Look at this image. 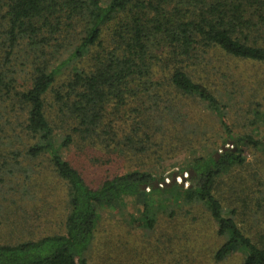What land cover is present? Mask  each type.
Returning <instances> with one entry per match:
<instances>
[{
    "label": "trees",
    "instance_id": "trees-1",
    "mask_svg": "<svg viewBox=\"0 0 264 264\" xmlns=\"http://www.w3.org/2000/svg\"><path fill=\"white\" fill-rule=\"evenodd\" d=\"M0 52V65L23 53L32 68L22 90L0 75V145L8 153L1 187L16 195L46 165L65 201L62 233L0 241V264H90L101 209L121 211L138 197L142 220L125 221L153 231L165 215L171 229H161L154 247L168 253L182 243L178 264H264V159L242 170L248 153L264 155V137L233 133L231 94L205 63L223 53L264 64V0H0ZM190 100L205 104L235 147L218 157L216 149L199 152L209 135L188 123ZM17 104L23 119L13 125ZM257 115L254 122L264 112ZM73 147L100 149L93 160L105 165L150 151L160 161L191 156L178 172L191 170L190 183L155 187L153 173L128 169L90 185L64 157ZM225 176L228 190L219 192ZM119 242L117 264H128L132 247Z\"/></svg>",
    "mask_w": 264,
    "mask_h": 264
},
{
    "label": "rangeland",
    "instance_id": "rangeland-1",
    "mask_svg": "<svg viewBox=\"0 0 264 264\" xmlns=\"http://www.w3.org/2000/svg\"><path fill=\"white\" fill-rule=\"evenodd\" d=\"M2 46V53L4 54L6 48L3 44ZM21 61L24 62V65L20 64ZM205 63L207 69L213 71V79L217 82L218 89L220 91L224 90L222 93L231 94V101H225L230 104L228 111L233 133L240 135L248 131L257 138L264 137V117L258 118L260 120L257 119L256 122L252 120V116L258 114L257 116L260 117L262 112H264V64L233 59L223 53L213 54V59L207 60ZM31 72L30 62L24 58L23 53L16 54L13 59V66L10 67L8 65L6 68L0 65V75L5 80L13 77L14 86L17 90H22L29 86ZM211 87L214 88V85ZM188 103V118L190 121L188 123L194 125L200 133L207 132L209 135L200 141V146L202 145L203 147H200L199 152L213 149L221 151L222 145L234 146L233 140L223 134L214 114L209 111L205 104L192 100ZM4 117L3 115L2 121H4ZM21 118L23 119V112L20 104H17L15 113L11 117V121L14 122L13 125H17ZM251 122L254 123L251 124ZM6 131L8 132V129ZM2 135L0 134V136ZM0 139H3V137H0ZM206 140L207 142L205 143ZM4 141H7L6 136ZM229 141H232V144L229 145ZM150 152L146 155H128L125 159L117 157L114 163L108 165L100 164L99 161L96 163L93 160L102 155V151L96 147L86 148V151L73 147L64 152V157L83 173L87 183L90 185H96L103 179L104 175L128 169L145 170L153 173L158 180H167L171 178L173 172H179L185 162L191 158V156H186L185 158L182 154L167 161H160L157 155L154 154L155 151ZM7 154V152H4L3 145H0V166L3 165V157ZM247 159L249 164L242 168L243 171L246 169L243 172L244 175L251 172V169L257 166V161L264 159V155L258 153L255 156L248 153ZM38 161H45L46 163L44 159H38ZM26 163L27 161L23 162L24 165ZM35 165L37 163L33 162L31 167ZM40 166L37 173H35L36 171L30 173L33 177L32 186H27L28 189L23 186L20 189L16 188V195L6 193V189L1 187L2 181H0V241L15 242L20 238L33 239L48 233L63 232L62 222L65 216L63 187L51 176L52 174L50 175L51 171L46 165ZM23 173V170L20 169L19 173H17L18 180L16 181L23 182ZM183 173L187 175L188 171L185 170ZM233 174H237V169ZM228 181L230 182V179L225 176L223 183L226 186L223 185L219 192L228 190ZM189 183L190 178L188 177L186 178L185 186ZM174 202L176 200H173ZM107 208L101 209V226L98 229L99 232L95 237L91 250L90 264H111L112 261L117 264V260L121 259L123 254L122 250L116 248L120 239H124L127 243H130L127 246L132 247V257L128 264H168L166 261L178 264L181 262H178L179 257L176 252V246L179 249V247L183 246L182 243L178 245L175 243L172 246L173 251L170 250L168 253L165 250L158 252L154 247L157 238L161 236V229H171L169 227L171 222L165 215L161 224H156L153 231H147L134 223L129 226L125 221V219L130 218L131 214L142 220V207L139 197L138 199H127L121 211ZM236 218L243 227L248 226L244 220L245 218L240 216ZM181 221H183L182 218H179L178 222ZM181 224L176 225L175 229ZM196 225L198 228L203 226L202 230L206 235L205 226L198 222ZM212 240L216 245L221 242V240H215L213 237ZM208 241H210V237L207 239ZM192 253L196 254L195 252ZM227 262L232 263L233 259H229Z\"/></svg>",
    "mask_w": 264,
    "mask_h": 264
},
{
    "label": "water",
    "instance_id": "water-1",
    "mask_svg": "<svg viewBox=\"0 0 264 264\" xmlns=\"http://www.w3.org/2000/svg\"><path fill=\"white\" fill-rule=\"evenodd\" d=\"M228 144H232V141H229ZM227 148H229L228 145H222L221 147V151L226 150ZM221 151H217L216 152V157H218V155L220 154ZM192 175V171L189 170L187 175H185L184 173H178L177 171L173 172L171 174V178L167 179V180H162L161 182L158 181V179H155L153 181V184L155 187H164V186H170L173 183H178L181 186H185V182H186V178L190 177ZM145 185H143V189H145Z\"/></svg>",
    "mask_w": 264,
    "mask_h": 264
}]
</instances>
